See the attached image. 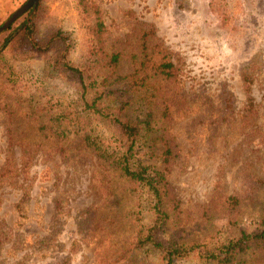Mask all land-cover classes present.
I'll use <instances>...</instances> for the list:
<instances>
[{"label":"rangeland","instance_id":"rangeland-1","mask_svg":"<svg viewBox=\"0 0 264 264\" xmlns=\"http://www.w3.org/2000/svg\"><path fill=\"white\" fill-rule=\"evenodd\" d=\"M24 1L0 0V23ZM87 1L104 23V49L133 51L153 29L174 64L155 109L168 108L174 154L166 179L179 216L168 233L199 238L222 217L264 216V0ZM38 26L67 32L72 59L84 54L75 0H41ZM44 60L11 46L0 54V264H141L131 242L147 209L114 165L77 143L66 118L53 123L74 94ZM129 69L122 56L116 72ZM228 196L238 205L223 203ZM252 255L250 264H264V251Z\"/></svg>","mask_w":264,"mask_h":264},{"label":"trees","instance_id":"trees-1","mask_svg":"<svg viewBox=\"0 0 264 264\" xmlns=\"http://www.w3.org/2000/svg\"><path fill=\"white\" fill-rule=\"evenodd\" d=\"M75 3L85 20V52L79 59L71 58L67 32L50 27L40 33L41 0L1 39L0 54L10 46L21 52H37L45 58L48 74L72 88L73 105L52 112L51 120L58 125L66 118L64 122L71 124L77 143L114 165L130 184L134 203L146 207L148 221L145 226L140 224L132 237L136 257L141 264H176L185 259L204 264H250L252 254L264 251L263 215L246 220L222 217L212 234L199 238L168 233L169 224L179 216L178 201L166 179L174 154L168 141V108L163 104L159 114L155 109L161 95L159 82L174 76V64L160 43L151 41L153 29L142 31L133 51L104 49L105 29L99 9L87 0ZM122 56L130 69L118 74ZM140 192L145 195V205L136 200ZM223 203L232 207L238 205L239 198L228 196ZM137 217L142 223L140 213L134 215Z\"/></svg>","mask_w":264,"mask_h":264},{"label":"water","instance_id":"water-1","mask_svg":"<svg viewBox=\"0 0 264 264\" xmlns=\"http://www.w3.org/2000/svg\"><path fill=\"white\" fill-rule=\"evenodd\" d=\"M39 0H25L21 5L14 9L10 15L0 23V32L8 27L14 20L22 15L29 8H34Z\"/></svg>","mask_w":264,"mask_h":264}]
</instances>
